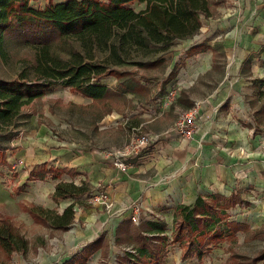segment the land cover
Listing matches in <instances>:
<instances>
[{"label": "crops", "instance_id": "obj_1", "mask_svg": "<svg viewBox=\"0 0 264 264\" xmlns=\"http://www.w3.org/2000/svg\"><path fill=\"white\" fill-rule=\"evenodd\" d=\"M247 2L227 0L220 15L203 18L197 34L177 40L173 51L164 56L167 66L161 71L160 83L154 86L140 80L148 91L126 92L133 97L131 104L94 121L83 139L73 135L75 124H63V118L57 117L53 134L40 123L6 141L0 164V219L9 217L17 228L15 220L21 218L33 223L27 211L33 205L58 214L71 204L74 210L65 229L34 222L43 230L30 233L33 240L21 231L29 245L23 252L13 251L6 264H63L103 232L110 242L106 256L98 248L85 264H117L116 256L123 251L113 244L115 228L131 216L133 205L142 221H163L170 231L178 204H192L198 195L239 192L245 202L230 208L227 220L245 222L237 214L251 209L250 196L264 189V106L260 105L264 100V81H260L264 80V52L259 49L261 39L250 35V24L261 25L264 12ZM255 10L257 17L252 15ZM197 44L205 48L187 53ZM174 65L177 72L166 82ZM173 85L179 86L173 104L165 109L154 106V99ZM194 105L196 131L185 139L172 125L177 112ZM133 127L156 138L122 169L114 165L112 152L126 142ZM67 131L69 138L62 134ZM42 163L59 169L58 175L27 180L29 172ZM60 182L84 183L88 193L55 198ZM97 188L107 192L111 207L92 203L87 197ZM217 246L206 253L213 257ZM203 257L182 260L176 245L169 247L162 264H202Z\"/></svg>", "mask_w": 264, "mask_h": 264}, {"label": "trees", "instance_id": "obj_2", "mask_svg": "<svg viewBox=\"0 0 264 264\" xmlns=\"http://www.w3.org/2000/svg\"><path fill=\"white\" fill-rule=\"evenodd\" d=\"M225 1L48 0L43 6H35L33 0H0V153L6 148V141L17 134L9 127H16L21 108L44 95L54 83L59 82L90 98L92 104L89 109L93 112L94 121L112 111L106 99L123 97L126 92L148 91L139 79L136 80L133 72L85 60L79 51L70 50L67 56H63L56 47H61L66 40L75 38L84 46L104 48L115 64L124 62L132 51L141 52L150 57L137 60L138 67L164 71L167 66L164 55L170 52L176 41L197 34L202 19L215 16L217 7ZM133 3L143 4V7L135 9ZM18 46L31 50L33 55L31 58L21 57L22 67L11 77L4 68L12 59V50ZM204 48L197 44L191 46L187 53ZM176 72L177 65H174L166 82ZM107 76L117 79L116 88L101 82ZM98 103H102V110ZM3 162L2 152L0 164ZM59 171L46 168V163H42L29 172L27 180L43 179L48 173L57 176ZM61 171L72 173L67 168ZM84 193H88L84 183L75 186L60 182L53 195L66 198ZM242 201L239 192L229 196L198 195L192 204H178L174 208L170 231L160 220H141L136 224L130 217L124 219L115 228L113 244L123 251L122 255L116 256V262L162 264L169 247L174 244L180 248V258L186 260L202 257L219 243L228 242L230 258L243 259L244 264H256L264 260V245L251 258L236 253L232 246L239 232L243 233L246 241L258 238L264 242V225L251 229L245 222L227 220L228 210ZM27 211L34 221L60 229L67 228L74 214L73 204L61 214L36 205L28 207ZM109 243L103 232L63 264H85L98 248H101V256L105 257ZM28 245L29 241L10 218L2 217L0 264H6L13 251L23 252Z\"/></svg>", "mask_w": 264, "mask_h": 264}, {"label": "rangeland", "instance_id": "obj_3", "mask_svg": "<svg viewBox=\"0 0 264 264\" xmlns=\"http://www.w3.org/2000/svg\"><path fill=\"white\" fill-rule=\"evenodd\" d=\"M48 0H33L35 6H43ZM52 1H59V0H52ZM248 5L252 7H258L260 8V11L264 12V0H247ZM222 4L219 6V11L217 9L216 15H220L221 8L223 7ZM132 6L135 9H139L143 7V4L133 3ZM243 6V5H242ZM254 17H257L256 10L252 14ZM263 19L262 24L258 23H251L250 25V35L253 38H260L262 43L259 47L260 51L264 52V14L261 18ZM259 20L255 18V21ZM175 45V44H174ZM56 50L60 51L63 56H67V51H79L82 56L85 57V60H92L96 63H101L103 65H106L111 68H115L118 70H128L130 72H133L135 75L134 77L136 80H142L148 82V84H154V86L158 85L160 83V77H161V69H143L137 66L136 62L137 60H146L150 56H145L141 52L132 51L130 56L126 58V60L122 63L115 64L113 61V57H111L104 48L101 47H91L90 45H83L80 43L79 40L75 38H71L69 40H66V42L62 43L61 47H56ZM173 51V48H171L170 52ZM258 51V52H260ZM13 55L11 61L8 63V65L4 68L8 72V76H15L16 70H18L20 67H22V64L24 62L20 61L19 59L21 57L26 56L27 58L32 57V51L29 49L22 48L18 46L17 48L12 50ZM169 53V52H168ZM167 55V54H165ZM164 55V56H165ZM115 80V81H114ZM105 84L110 83L109 85L111 88L117 87V79L113 76H107L103 77L102 81ZM112 82V83H111ZM109 86V87H110ZM153 86V87H154ZM123 93V97H110L109 99H106V102H108V106H111L112 110L118 111L121 107H125V105H130L131 102V94ZM131 97V98H130ZM127 99L129 100L127 103ZM75 100H88V104H77L74 101ZM130 102V103H129ZM256 103V102H255ZM92 104V100L88 97H85L81 95L80 93L73 91L67 86L61 85L59 82L54 83L51 85V87L46 91L44 95H42L39 98H36L29 102L28 104H25L21 108V114L16 119V127L10 126L9 129L13 130V132H22L26 128H36L37 125L40 123L46 124L50 130L52 131V134L54 133L55 127L58 126V122H55L57 117H62L63 124L72 123L71 125L76 126V132L73 133V135H78L79 138L83 139L86 132H89V130L92 128L93 123L96 124L93 120V117L91 114L93 113L91 109H89L90 105ZM102 103H98V106L101 107ZM264 102H260V105L263 106ZM103 108L101 107V110ZM98 110V109H96ZM100 109L97 112L101 111ZM94 114H96L94 112ZM89 115V116H88ZM88 116V117H87ZM91 118V119H90ZM100 120V119H99ZM57 129V128H56ZM64 136L69 138L70 133L63 132ZM15 191V189H14ZM254 193L256 192L253 190ZM251 195V194H250ZM249 195V196H250ZM250 200L253 202L252 208H248L245 210H241L237 215L238 220H242L247 222L251 225L252 228H258L262 224H264V189L261 190V192H256L255 194L250 196ZM251 213H248L250 212ZM36 221H32L26 217V220H15V224L19 227H17L18 231L21 233V231L29 237L28 239H34L29 236L32 232H39L43 230V228L39 225H36ZM227 243L223 242L219 246H217L216 250H214L213 257L209 256V253H205L204 257L201 260L202 264H244L243 259H232L229 257V253L227 251ZM264 245V242L261 239L254 238L250 239L248 241L243 239V234L238 233L237 240L235 243L232 244L233 249L236 253L251 258L253 257L260 248ZM176 244L171 245L170 248L175 247ZM212 253V252H211ZM205 260V262H204ZM256 264H264V260H259Z\"/></svg>", "mask_w": 264, "mask_h": 264}, {"label": "built area", "instance_id": "obj_4", "mask_svg": "<svg viewBox=\"0 0 264 264\" xmlns=\"http://www.w3.org/2000/svg\"><path fill=\"white\" fill-rule=\"evenodd\" d=\"M179 90V86L173 85L161 96L154 99V106L165 109L170 107L175 96ZM196 118H197V107L194 105L186 110L177 112V116L173 122L172 130L182 138H191L196 131ZM156 135L149 132H141L139 128H131L126 142L119 148L112 152V160L114 165L119 168L126 169L130 166L128 159L138 154L143 148L147 147ZM90 201L92 203H98L105 208L112 206L109 200L108 194L105 190L98 189L90 195ZM131 220L138 224L141 221L139 216L138 208L133 205Z\"/></svg>", "mask_w": 264, "mask_h": 264}]
</instances>
